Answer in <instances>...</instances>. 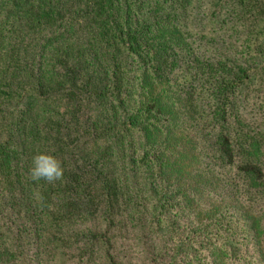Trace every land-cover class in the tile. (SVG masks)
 Returning <instances> with one entry per match:
<instances>
[{"label":"trees","instance_id":"16d2710c","mask_svg":"<svg viewBox=\"0 0 264 264\" xmlns=\"http://www.w3.org/2000/svg\"><path fill=\"white\" fill-rule=\"evenodd\" d=\"M263 44L264 0H0V264H264Z\"/></svg>","mask_w":264,"mask_h":264},{"label":"rangeland","instance_id":"374dc122","mask_svg":"<svg viewBox=\"0 0 264 264\" xmlns=\"http://www.w3.org/2000/svg\"><path fill=\"white\" fill-rule=\"evenodd\" d=\"M263 47H264V44H263ZM263 50H264V48H263ZM60 106L57 107V109L59 111H62L64 107H62L63 105L61 107ZM39 108H40V106L38 105L37 101H33L32 99H29V101L25 102V104H23L21 108H18L16 110V112H14V115L20 116V119H21L22 116H23V118H26V117L30 118L31 117L30 119H32V121L33 120L35 121L37 118H39V116L36 115L37 110ZM61 108H62V110H61ZM32 114H34L33 117L31 116ZM19 139H20V137H19ZM10 146H12V145H10ZM92 149H96L98 151L99 150V144L91 143L90 146L87 149V152H85V153L86 154H88V152L91 153L93 151ZM7 152H8L7 156H8V159H9L10 162H6L5 163V167L10 169L12 167L13 159H15L16 162H15V164H13L12 168L15 169V170H18L19 172L24 171V168H26V167H24L26 165V163L24 161H22V152H21V150L19 148L15 147V149L14 148L7 149ZM11 156H14L12 160H11ZM19 183L22 186H24L23 185V181L21 179H19ZM134 215H135V212H134ZM81 224L83 225L81 227V231H84L85 226L90 228L89 224H86V221H83ZM90 230H91V228H90ZM94 232L98 233L100 231H92L91 239L93 238L92 235H93ZM92 240L90 241V248L93 249V248H95L97 246L99 247L98 243L96 245V244L93 243ZM132 261H133L132 255H131V257L126 256V257L121 258L122 264H130V262H132ZM80 264H85V263L81 261Z\"/></svg>","mask_w":264,"mask_h":264},{"label":"clouds","instance_id":"9594fccd","mask_svg":"<svg viewBox=\"0 0 264 264\" xmlns=\"http://www.w3.org/2000/svg\"><path fill=\"white\" fill-rule=\"evenodd\" d=\"M28 178L33 182L54 184L62 181L64 168L60 159L50 152L38 151L31 157Z\"/></svg>","mask_w":264,"mask_h":264}]
</instances>
